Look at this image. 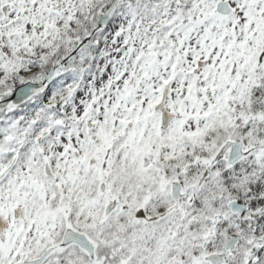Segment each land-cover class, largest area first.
Segmentation results:
<instances>
[{"label": "snow or ice", "instance_id": "1", "mask_svg": "<svg viewBox=\"0 0 264 264\" xmlns=\"http://www.w3.org/2000/svg\"><path fill=\"white\" fill-rule=\"evenodd\" d=\"M0 264H264V0H0Z\"/></svg>", "mask_w": 264, "mask_h": 264}]
</instances>
